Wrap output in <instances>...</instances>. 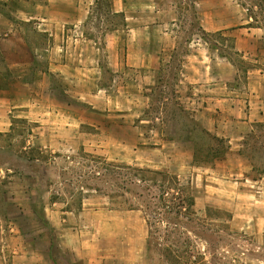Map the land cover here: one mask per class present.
<instances>
[{
	"label": "crops",
	"instance_id": "1",
	"mask_svg": "<svg viewBox=\"0 0 264 264\" xmlns=\"http://www.w3.org/2000/svg\"><path fill=\"white\" fill-rule=\"evenodd\" d=\"M99 2L0 0V151H15L11 147L21 142L26 155L16 172L13 161L0 163V264H147L148 228L141 211L113 209L109 196L96 189L78 186V201L63 193L61 164L73 162L74 155L109 166H144L138 163V125L129 124L138 115L127 88L152 78L175 51L157 47L156 0H108L107 15L94 17ZM94 19L102 41L89 33ZM171 32L163 34L171 38ZM193 50L198 49L189 55L197 57ZM186 79L196 122L227 139L228 155L234 149L239 154L252 123L262 118L257 96L250 94L245 111V100L228 81H212L209 73ZM125 127L134 140L124 135ZM239 157L244 160V154ZM245 181L261 184L258 198L250 197L258 207H250L255 212L248 213L247 228L262 239L264 177ZM13 205L35 222L10 217Z\"/></svg>",
	"mask_w": 264,
	"mask_h": 264
},
{
	"label": "rangeland",
	"instance_id": "2",
	"mask_svg": "<svg viewBox=\"0 0 264 264\" xmlns=\"http://www.w3.org/2000/svg\"><path fill=\"white\" fill-rule=\"evenodd\" d=\"M107 1L100 0L93 11L94 17L107 15ZM156 1L159 3L156 19L160 21L156 28L157 47L171 49L173 46L175 51L172 55L167 53L166 66L152 78H142L139 86L127 88L134 95L133 113L138 115L129 124L138 125V163H144V166H109L102 159L77 154L72 157L73 162L61 164L64 166L61 167L63 193L67 196L75 194V201H78L80 186L96 189L109 196L113 209L141 211L151 245L147 264H174L163 260L160 248L165 246L192 249V256L179 258V264H264V236L261 239L258 233L247 228L252 224L248 213L255 212L250 211V207H258L250 197L258 198L261 184L245 181V178L257 181L264 177V105L261 104L264 99V0ZM23 5L27 7L26 1ZM97 25L100 26L94 19L89 33L98 35L96 41H102L99 36L102 30ZM171 29V38L166 37L163 32ZM122 35L121 48L125 49L126 33ZM192 49H198L193 50L197 57L189 55ZM190 62L198 67L194 70L186 67ZM208 73L212 81H228L233 86L236 97L245 100V111L250 109V94L258 98L262 118L252 123L253 129L240 148L243 161L234 149L212 162H195L192 154L199 144L194 138L198 130H193L190 139L182 137L184 128L198 124L192 107L187 104L190 91L185 88L186 77L192 74L206 77ZM124 130V135L130 138L133 134L134 140V133L126 127ZM217 137L230 146L227 139ZM208 143L212 145L213 142ZM11 148L15 151H0V163L13 161L11 163L17 165L12 172H16L25 154L20 152L21 142ZM203 155H200L201 159L210 157ZM138 169L176 176V187L167 188L165 182L167 204L180 189L185 195L192 196L194 203L189 209L192 212L176 215L174 212L154 214L145 211V202L160 205L162 181L158 175L140 174ZM77 175L82 179L78 181ZM142 175L156 177V185L140 182L138 178ZM235 181L246 185L233 186ZM139 194H143V198ZM1 202L0 198V208ZM29 203L30 200L24 199V204ZM21 208L13 205L10 217L17 218L21 224L34 223V218L19 210ZM233 212L236 213L235 220ZM260 222L263 221H256L255 226L261 227Z\"/></svg>",
	"mask_w": 264,
	"mask_h": 264
},
{
	"label": "trees",
	"instance_id": "3",
	"mask_svg": "<svg viewBox=\"0 0 264 264\" xmlns=\"http://www.w3.org/2000/svg\"><path fill=\"white\" fill-rule=\"evenodd\" d=\"M263 1V0H262ZM192 128H184V134H182L183 138H191V134L193 130H198V134L194 136V138L199 142L198 146L194 149L192 157L195 162H212L214 160H217L221 157H224V155L229 151V145H225V141L223 139L218 138L215 135L210 134L206 130H204L199 124H194L191 125ZM196 127V128H195ZM171 137H169L170 140ZM213 142L212 145L208 142ZM203 155V157L210 156L208 159H201L200 155ZM140 174L144 173H151L158 175V177H161L162 184H160V187L162 188L161 195L159 196V199L161 201L160 205L157 203H152L151 201L145 202L143 204L145 211H152L154 214H158V211H164V213H171L174 212L176 215H179L184 212H192L189 211V209H192L194 200L192 196L185 195L180 189L179 193L176 196H171V199H169V204L168 203V198L166 197L168 192L165 190V182L167 184V188L169 186H175L178 184L177 177L174 175H170V173L167 172H151L149 170H143V169H138ZM156 177L153 178H147L144 177L143 175L138 178L140 182L143 183H149L152 182L153 184L156 185ZM178 189V188H177ZM140 198H143V194H139ZM188 210V211H182V210ZM172 223L171 221H169ZM177 224V222H174ZM149 238V236H148ZM151 249V245L149 242V239L147 241V250L149 251ZM160 251L162 252V257L163 260L170 263L174 264H179V258L186 256V257H191L192 256V249L190 248H185L184 250L180 249V247H176L175 249H172L170 246H165L160 248Z\"/></svg>",
	"mask_w": 264,
	"mask_h": 264
}]
</instances>
